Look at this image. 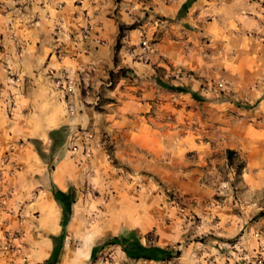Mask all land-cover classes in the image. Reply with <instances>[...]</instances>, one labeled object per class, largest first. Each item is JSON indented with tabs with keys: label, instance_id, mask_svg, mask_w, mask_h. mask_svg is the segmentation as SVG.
<instances>
[{
	"label": "crops",
	"instance_id": "0c3cea01",
	"mask_svg": "<svg viewBox=\"0 0 264 264\" xmlns=\"http://www.w3.org/2000/svg\"><path fill=\"white\" fill-rule=\"evenodd\" d=\"M184 1L0 0V25L8 21L12 26L10 32L2 29L0 33L4 46L0 56L8 58L9 72L15 75V85H11L7 83L10 78L0 74L1 91L5 94L11 88L17 98L16 107L7 116L0 97V264H44L52 248L48 235L61 232L60 208L50 187L61 191L75 187L73 168L65 156L47 172L27 142L34 138L48 146L47 131L67 122L32 111L39 104L36 89L44 81L46 87L66 82L72 91V115H98L92 97L99 91L104 97L122 95L117 110L124 107L129 115H136L151 105H165V83L196 91L200 81L222 80L230 98L212 102L216 111L210 115H251L242 121L245 127L237 131L235 141L226 149L245 152L246 174L253 179L260 177L253 182L256 187L264 186V127L254 128L250 122L258 117L264 121V0H193L178 18ZM82 27L86 28L83 36L78 33ZM141 36L148 40V51L139 45ZM170 93L175 97L181 92L172 88ZM240 100L254 106L240 107ZM110 104L104 100L102 107ZM103 114L117 112L106 110ZM79 120L88 121L84 117ZM84 133L92 135L84 143L93 148L94 121L86 123ZM5 152L8 160L4 161L1 157ZM35 174L39 179L30 177ZM31 196L34 205L21 207V200ZM222 215L220 221L231 220L225 211ZM85 219L79 204L73 202L55 264H77L80 260L85 264L88 259L96 263L102 250L110 251L116 264H223L218 258L184 256L173 262L130 259L118 245H99L107 227H96L95 222L90 228L83 223ZM220 227H212L217 244L237 235L233 240L237 244L243 248L252 245L237 222ZM113 228L115 234L121 232L116 224ZM14 230L22 233L10 238ZM35 232L44 234L33 238ZM72 232L82 233V243L70 254ZM260 253L264 260V239Z\"/></svg>",
	"mask_w": 264,
	"mask_h": 264
},
{
	"label": "rangeland",
	"instance_id": "374dc122",
	"mask_svg": "<svg viewBox=\"0 0 264 264\" xmlns=\"http://www.w3.org/2000/svg\"><path fill=\"white\" fill-rule=\"evenodd\" d=\"M24 12H27L25 8ZM3 24L0 33L2 29L12 30L8 21ZM82 30L86 28L78 31L80 35ZM142 40L148 44L141 36L139 45ZM1 48L4 46L0 43ZM8 63V58L3 60L0 56V74L8 76L11 81L7 83L15 85L12 82L15 75L9 72ZM1 84L2 108L11 116L17 104L16 94L11 88L2 93ZM46 85L44 81L36 89L39 104L32 111L46 112L52 114L48 115L52 119L67 121L60 126L62 141L52 150L49 140L48 146L34 138H28L27 142H31L35 152L36 148L41 151L47 172L64 156L72 166L74 202L79 204L86 218L83 223L90 228L95 222L96 227H107L99 245H108L106 242L112 236L132 231L143 245L170 251L172 256L164 259L169 262L184 256L197 260L218 258L223 264L255 263L258 254L261 255L264 239V186L256 187L253 181L260 177L253 179L246 174L245 152L231 150L233 153L226 157V145L235 141L237 131L245 127L242 121L251 115H210L216 111L212 102L230 98L226 82L203 80L196 91L181 86L186 91H180L175 97L170 93L171 86L165 83V105H151L136 115H129L124 107L117 110L122 95L104 97L100 91L92 97V106L98 115H72L69 100L72 91L66 82ZM104 100L112 104L102 107ZM237 104L243 108L254 106L241 100ZM106 110L117 114L104 115ZM80 117L88 121H80ZM262 119L250 120L252 127H264ZM93 121L96 144L92 148L84 143L90 141L92 135L82 132L86 123ZM7 154L5 152L1 159L8 160ZM30 177L39 179L37 174ZM26 205H34L32 196L21 200V207ZM223 211L231 216L230 221H220ZM30 218L33 219L32 214ZM113 220L117 231H121L117 234ZM235 222L243 226L241 232L252 240L251 246L243 248L233 241L237 240V235L227 243L217 244L218 236L212 227L221 228V224L226 227ZM21 233L14 230L10 238L19 237ZM43 234L35 232L33 238ZM71 235L70 254L82 243L81 232ZM94 262L88 259L85 264H116L113 254L107 250L100 251ZM77 264L84 262L80 260Z\"/></svg>",
	"mask_w": 264,
	"mask_h": 264
},
{
	"label": "trees",
	"instance_id": "16d2710c",
	"mask_svg": "<svg viewBox=\"0 0 264 264\" xmlns=\"http://www.w3.org/2000/svg\"><path fill=\"white\" fill-rule=\"evenodd\" d=\"M193 0H185L180 8L178 9L177 15L180 16L182 13L186 11L188 6L191 4ZM118 47V42L115 44V48ZM175 88L178 91H186L181 87H171ZM190 92V91H188ZM191 93V92H190ZM192 94V93H191ZM63 128L58 127L54 129H49L47 131V137L51 142L50 150L53 149L55 145L61 144ZM37 140V139H34ZM36 153L39 158L42 160L43 156L39 149L36 148ZM233 153L231 150H226V157L229 158ZM50 169L51 166H50ZM50 192L52 194V198L55 203L60 208L61 220H60V228L61 232L57 235H48L50 239L52 248L48 258L45 260L44 264H55L58 258V254L62 245L64 231L71 213V205L75 201L74 188L69 186L67 190L61 191L55 186L50 187ZM106 244L118 245L121 251L125 254L126 257L130 259H145V260H162L168 258L171 255L170 251L155 246V245H143L139 241V239L135 236L132 231H126L125 233L112 236ZM94 251L92 249L90 257H94Z\"/></svg>",
	"mask_w": 264,
	"mask_h": 264
},
{
	"label": "built area",
	"instance_id": "2783aa9c",
	"mask_svg": "<svg viewBox=\"0 0 264 264\" xmlns=\"http://www.w3.org/2000/svg\"><path fill=\"white\" fill-rule=\"evenodd\" d=\"M80 33L83 36V35L86 34V31L82 30V31H80ZM140 47L144 51H148L149 50L148 44H147V42L145 40L140 41ZM139 56H140V58H143L142 55H139ZM94 103L96 104V97L94 99ZM254 264H264V260L262 259L261 255L258 254Z\"/></svg>",
	"mask_w": 264,
	"mask_h": 264
}]
</instances>
